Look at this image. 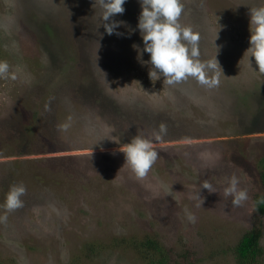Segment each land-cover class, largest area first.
I'll return each mask as SVG.
<instances>
[{
	"label": "rangeland",
	"instance_id": "rangeland-1",
	"mask_svg": "<svg viewBox=\"0 0 264 264\" xmlns=\"http://www.w3.org/2000/svg\"><path fill=\"white\" fill-rule=\"evenodd\" d=\"M182 3L201 59L217 55L215 88L150 80L133 48L143 49L138 0L111 18L125 22L121 36L101 26L99 0H0V59L17 73L0 79V216L10 187H26L22 207L0 220V264H138L125 241L147 236L203 264H233L243 233L258 218L264 226L254 209L264 74L246 53L261 0ZM161 124L159 157L137 177L121 151L138 134L154 139ZM232 175L248 193L239 205L223 192ZM204 179L216 193L191 199Z\"/></svg>",
	"mask_w": 264,
	"mask_h": 264
},
{
	"label": "clouds",
	"instance_id": "clouds-1",
	"mask_svg": "<svg viewBox=\"0 0 264 264\" xmlns=\"http://www.w3.org/2000/svg\"><path fill=\"white\" fill-rule=\"evenodd\" d=\"M126 2L127 0H99L102 8L101 26L108 35H123L116 29L125 22L111 18L124 13L123 5ZM95 3L96 0H94ZM138 3L141 12L138 16L137 29L143 40V49L141 50L138 45H133V48L138 52L137 60L141 64L151 66L148 71L150 80L157 81L163 78V85H174L188 78H194L204 87H217L222 70L217 55L209 59H201L200 34L192 26L180 22L184 12L182 0H138ZM249 44L250 47L246 53L250 52L251 57H254L258 67V71H255L264 74V0H261V6L250 8ZM143 53H148L150 59L144 61ZM0 79H17L16 71L12 70L7 60L0 59ZM45 108L47 109L48 105H45ZM71 120L72 117L69 116L67 122L58 125V128L66 131L71 126ZM166 132V126L161 124L154 139L138 134L124 145L123 151L119 148V151L125 155L124 166H129L137 177L146 176L159 157L154 144ZM226 180L223 192L225 196L232 197L234 205H239L248 199L247 190L239 187L240 181L236 175ZM202 189H206L209 193H216L213 183L204 179L200 184V191L190 198L203 201ZM25 194L26 187L23 183L13 184L10 187L3 204L5 215L0 216V220L7 219V212L22 207L21 198ZM188 219L194 223L196 217L189 213Z\"/></svg>",
	"mask_w": 264,
	"mask_h": 264
},
{
	"label": "trees",
	"instance_id": "trees-1",
	"mask_svg": "<svg viewBox=\"0 0 264 264\" xmlns=\"http://www.w3.org/2000/svg\"><path fill=\"white\" fill-rule=\"evenodd\" d=\"M261 183L260 193L255 194L256 215H264V157L257 163ZM126 249L133 251L138 264H203L206 259L195 251L174 252L158 238L147 236L125 241ZM233 264H264V226L258 218L253 226L243 233L231 249ZM94 253V251L92 250Z\"/></svg>",
	"mask_w": 264,
	"mask_h": 264
}]
</instances>
